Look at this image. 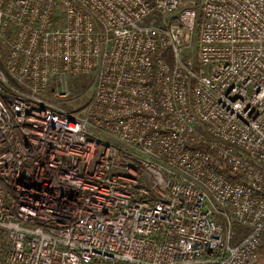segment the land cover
I'll use <instances>...</instances> for the list:
<instances>
[{"label": "built area", "instance_id": "2783aa9c", "mask_svg": "<svg viewBox=\"0 0 264 264\" xmlns=\"http://www.w3.org/2000/svg\"><path fill=\"white\" fill-rule=\"evenodd\" d=\"M0 49V264H264V0H0Z\"/></svg>", "mask_w": 264, "mask_h": 264}, {"label": "rangeland", "instance_id": "374dc122", "mask_svg": "<svg viewBox=\"0 0 264 264\" xmlns=\"http://www.w3.org/2000/svg\"><path fill=\"white\" fill-rule=\"evenodd\" d=\"M3 55L4 52L0 49V59H3ZM72 84H71V88H72V92L75 94L76 97H81L82 101L83 99H86L87 97L90 96V93L88 92V80L85 77H81V78H75L72 80ZM62 102H59V105H62ZM63 106H65L66 108H69L70 106L73 105H65L63 104Z\"/></svg>", "mask_w": 264, "mask_h": 264}]
</instances>
